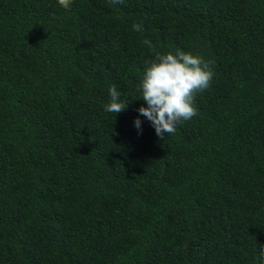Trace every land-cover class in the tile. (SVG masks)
Instances as JSON below:
<instances>
[{"label": "trees", "instance_id": "16d2710c", "mask_svg": "<svg viewBox=\"0 0 264 264\" xmlns=\"http://www.w3.org/2000/svg\"><path fill=\"white\" fill-rule=\"evenodd\" d=\"M144 39L214 62L164 140L138 112ZM261 246L264 0H0V264H257Z\"/></svg>", "mask_w": 264, "mask_h": 264}, {"label": "clouds", "instance_id": "9594fccd", "mask_svg": "<svg viewBox=\"0 0 264 264\" xmlns=\"http://www.w3.org/2000/svg\"><path fill=\"white\" fill-rule=\"evenodd\" d=\"M73 0H58V4L69 9ZM121 4L123 0H111ZM134 31L141 32L142 24L134 23ZM153 53V58L146 62L140 82L136 85L140 97L146 103L138 109L155 129L156 135L163 139L166 134H175L177 125L191 120L198 115L195 98L211 87L214 71L213 61L202 55L182 49L174 51H157L155 45L148 40L142 41ZM109 102L104 111L115 116L124 111L128 100H122V93L115 85L108 88ZM141 120L136 118L134 124L141 128ZM257 264H264V246L257 248Z\"/></svg>", "mask_w": 264, "mask_h": 264}]
</instances>
